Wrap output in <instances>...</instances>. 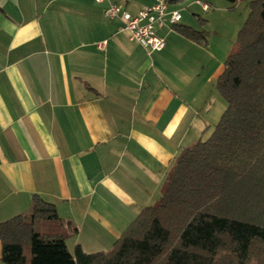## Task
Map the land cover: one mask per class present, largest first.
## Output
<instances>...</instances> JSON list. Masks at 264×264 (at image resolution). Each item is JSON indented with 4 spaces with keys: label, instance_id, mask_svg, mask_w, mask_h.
<instances>
[{
    "label": "crops",
    "instance_id": "0c3cea01",
    "mask_svg": "<svg viewBox=\"0 0 264 264\" xmlns=\"http://www.w3.org/2000/svg\"><path fill=\"white\" fill-rule=\"evenodd\" d=\"M154 1L0 0L1 221L28 213L37 194L59 217L38 232L62 234L70 252L109 250L215 124V80L232 50L217 31L184 37L177 25H204L168 4L181 19L149 52L105 15L108 2L135 14Z\"/></svg>",
    "mask_w": 264,
    "mask_h": 264
},
{
    "label": "trees",
    "instance_id": "16d2710c",
    "mask_svg": "<svg viewBox=\"0 0 264 264\" xmlns=\"http://www.w3.org/2000/svg\"><path fill=\"white\" fill-rule=\"evenodd\" d=\"M226 1L233 9L242 0ZM245 1L248 13L215 80L225 108L205 139L176 156L157 202L111 249L85 252L77 244L70 252L62 234L36 230L38 220L59 217L34 194L28 213L0 220L3 263L264 264V0ZM176 29L206 41L204 29Z\"/></svg>",
    "mask_w": 264,
    "mask_h": 264
},
{
    "label": "built area",
    "instance_id": "2783aa9c",
    "mask_svg": "<svg viewBox=\"0 0 264 264\" xmlns=\"http://www.w3.org/2000/svg\"><path fill=\"white\" fill-rule=\"evenodd\" d=\"M102 2L104 0H95ZM203 9L208 5L203 4ZM107 18H118L122 22V29L129 33L130 39L136 41L147 51H160L165 46V39L160 30L174 25L181 19L179 9H169L165 0H155L150 5L142 6L135 14L125 10L121 5L108 2L105 10Z\"/></svg>",
    "mask_w": 264,
    "mask_h": 264
},
{
    "label": "rangeland",
    "instance_id": "374dc122",
    "mask_svg": "<svg viewBox=\"0 0 264 264\" xmlns=\"http://www.w3.org/2000/svg\"><path fill=\"white\" fill-rule=\"evenodd\" d=\"M194 1L195 0H184L177 4V8L181 9V13L183 15V21H186L188 19H193L194 21H196L198 28L203 27L202 25H204V29L210 33L213 31H217L219 33L218 35L220 36L222 42L225 41L229 43L230 44L229 48L232 49L235 46L237 32L242 26L245 17L248 13L247 1L245 0H242L241 2L239 1L240 3L237 2V6L235 8L231 10L226 8L225 11V10H221V7H223L221 5L222 4L231 5L226 0H199L200 2L203 1L211 2L212 3L211 5L215 7L214 8L213 6H210L209 7L210 9L207 12L202 11L200 7L189 6V4ZM193 13H197L199 16H196ZM197 17H200V19H206V21L200 23L199 20H196ZM220 100L222 102L221 103L222 105L220 106V112L218 114L219 116L215 124L219 120V117L225 108V102L222 99V97H220ZM215 124L212 126L210 131L207 134H205V136L202 139H205L209 135ZM40 222L41 224H44L43 221ZM42 226L43 225H41V227Z\"/></svg>",
    "mask_w": 264,
    "mask_h": 264
}]
</instances>
